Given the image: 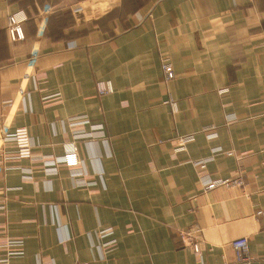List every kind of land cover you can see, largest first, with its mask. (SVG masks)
I'll return each mask as SVG.
<instances>
[{
    "label": "crops",
    "instance_id": "1",
    "mask_svg": "<svg viewBox=\"0 0 264 264\" xmlns=\"http://www.w3.org/2000/svg\"><path fill=\"white\" fill-rule=\"evenodd\" d=\"M2 124L34 147L0 158V264H232L238 237L264 264V0H0ZM70 141L78 163L47 174ZM191 226L200 252L179 235Z\"/></svg>",
    "mask_w": 264,
    "mask_h": 264
},
{
    "label": "built area",
    "instance_id": "2",
    "mask_svg": "<svg viewBox=\"0 0 264 264\" xmlns=\"http://www.w3.org/2000/svg\"><path fill=\"white\" fill-rule=\"evenodd\" d=\"M27 15L24 13L23 10H19L17 12L11 13L8 15V33L10 38L12 39H21L24 37L22 25L26 21ZM37 55V50H32L27 63L29 66H33L35 63V57ZM162 69L165 74V79H171L174 75L172 66L168 58H164L162 60ZM96 91L99 95H104L113 92V84L109 80H99L95 83ZM227 88H222L219 90L220 93L225 92ZM78 117V116H77ZM74 117L75 119H78ZM82 117L81 120L83 122H87L88 120ZM85 132L83 130H77L74 133V138L78 139L80 137H84ZM194 138L193 134H187L180 136L178 138V142L175 144L176 150H181L185 148V143L192 140ZM0 139L2 142L5 141H12L15 146V152L12 155L9 154H0V158L3 160L6 158H29L32 155V150L34 147V143L32 141L31 136L26 128L20 127L14 131H10L8 125L2 124L0 129ZM75 141H70L63 145V153L56 156H49L44 160L45 171L47 174H56L58 172V167L60 164H65L67 166H74L78 163V150L77 146L74 144ZM216 151H220V148L217 147ZM231 154V152H227ZM208 161L207 159H203L197 162L201 166H204L205 162ZM21 171L25 176L30 175L29 168H20ZM77 172L75 174H79ZM203 187L205 189H211L218 185H241L242 178L241 176H237L236 178H224V179H210L208 176L201 177ZM82 180H79L78 183H81ZM4 207L3 204L0 205V208ZM258 215H264V210H259L256 212ZM113 230L110 227H104L97 231V234L101 237L112 235ZM179 235L183 240L186 246L191 247L195 252H200V236L199 230L196 227H189L187 229L179 230ZM22 240L17 238H11L7 240L6 246L11 245H21ZM232 249L235 254V260L232 264H251L253 257L250 254L249 247H248V240L246 237H238L232 240L231 242ZM22 253L21 250L11 251L10 254H20ZM74 264H89V262L81 261L76 262Z\"/></svg>",
    "mask_w": 264,
    "mask_h": 264
},
{
    "label": "rangeland",
    "instance_id": "3",
    "mask_svg": "<svg viewBox=\"0 0 264 264\" xmlns=\"http://www.w3.org/2000/svg\"><path fill=\"white\" fill-rule=\"evenodd\" d=\"M221 90V89H220ZM79 139V138H78ZM74 144H75V142H74ZM75 146H76V144H75ZM174 149H175V147H174ZM176 150V149H175ZM227 153V152H226ZM228 154V153H227ZM236 178V177H235ZM258 215V214H257Z\"/></svg>",
    "mask_w": 264,
    "mask_h": 264
}]
</instances>
